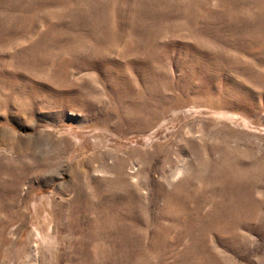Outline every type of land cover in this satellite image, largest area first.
<instances>
[{
    "label": "rangeland",
    "instance_id": "obj_1",
    "mask_svg": "<svg viewBox=\"0 0 264 264\" xmlns=\"http://www.w3.org/2000/svg\"><path fill=\"white\" fill-rule=\"evenodd\" d=\"M0 264H264V0H0Z\"/></svg>",
    "mask_w": 264,
    "mask_h": 264
}]
</instances>
